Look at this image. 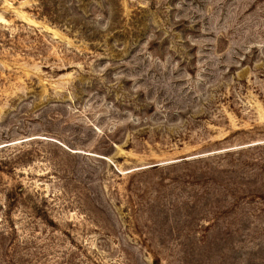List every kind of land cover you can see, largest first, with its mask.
I'll list each match as a JSON object with an SVG mask.
<instances>
[{"label":"rangeland","instance_id":"374dc122","mask_svg":"<svg viewBox=\"0 0 264 264\" xmlns=\"http://www.w3.org/2000/svg\"><path fill=\"white\" fill-rule=\"evenodd\" d=\"M0 264H264V0H0Z\"/></svg>","mask_w":264,"mask_h":264}]
</instances>
